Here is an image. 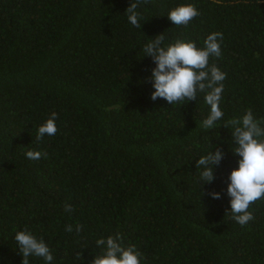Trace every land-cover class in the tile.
<instances>
[{
	"label": "trees",
	"instance_id": "obj_1",
	"mask_svg": "<svg viewBox=\"0 0 264 264\" xmlns=\"http://www.w3.org/2000/svg\"><path fill=\"white\" fill-rule=\"evenodd\" d=\"M131 2L0 0V264H21L15 235L25 229L45 240L52 264H91L96 240L116 233L141 264H264V198L244 227L232 219L228 176L241 158L223 127L248 109L264 117V0H149L137 9L141 29L125 13ZM187 4L200 15L173 25L169 11ZM213 32L224 37L209 61L227 73L224 117L204 129V93L151 99L155 64L143 48L162 33L165 47L203 48ZM53 112L57 133L37 142ZM217 147L225 156L202 186L196 161ZM212 192L221 198L202 195Z\"/></svg>",
	"mask_w": 264,
	"mask_h": 264
},
{
	"label": "clouds",
	"instance_id": "obj_2",
	"mask_svg": "<svg viewBox=\"0 0 264 264\" xmlns=\"http://www.w3.org/2000/svg\"><path fill=\"white\" fill-rule=\"evenodd\" d=\"M149 0H132L125 13L129 23L141 29L142 15L137 9ZM200 15L193 4L180 5L170 10L167 18L175 26L187 27L189 23ZM223 33L213 32L204 40V47L198 48L193 41L177 40L174 44L164 45V33L155 36L144 45L145 57L151 58L155 67L151 70L150 82L155 89L151 99L162 98L168 104H186L196 101L200 93H204V102L210 106L208 116L203 119L201 126L204 129H214L217 122L224 117L220 107L224 91V81L227 73L222 72L215 64L209 63L211 57L220 58ZM57 113H51L50 118L37 131L36 140L41 141L45 136H54L57 131ZM264 117L257 120L251 109L246 110L241 118H232L224 122L223 127L232 128L231 136L235 145L233 155L240 157L238 168L233 169L228 176L227 195L230 199V213L232 219L241 227L254 220L249 208L257 200L264 198ZM31 160L47 158L46 152H26ZM225 153L217 147L207 155L196 161L199 169V180L204 184H211L214 180V171ZM213 199H220V193H202ZM66 212L73 211L70 204H65ZM229 213V212H228ZM82 225H76V232L82 230ZM65 231L72 232V225H66ZM15 241L22 256L21 264H30L29 257L43 258L46 264H52L54 257L45 240L37 238L27 229L18 231ZM96 246L101 248V254L96 255L91 264H141L143 254L136 245L125 246L123 236L116 233L113 236L96 240ZM80 253H77V259Z\"/></svg>",
	"mask_w": 264,
	"mask_h": 264
}]
</instances>
